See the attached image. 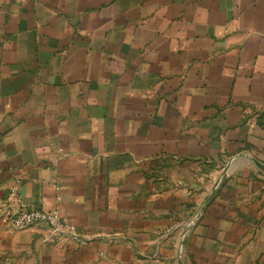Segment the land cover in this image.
<instances>
[{"label":"crops","instance_id":"obj_1","mask_svg":"<svg viewBox=\"0 0 264 264\" xmlns=\"http://www.w3.org/2000/svg\"><path fill=\"white\" fill-rule=\"evenodd\" d=\"M264 0H0V264H264Z\"/></svg>","mask_w":264,"mask_h":264},{"label":"built area","instance_id":"obj_2","mask_svg":"<svg viewBox=\"0 0 264 264\" xmlns=\"http://www.w3.org/2000/svg\"><path fill=\"white\" fill-rule=\"evenodd\" d=\"M0 221L11 229H21L44 223L55 233L72 232L73 227L63 222L56 209L45 212L34 206L21 203H0Z\"/></svg>","mask_w":264,"mask_h":264},{"label":"water","instance_id":"obj_3","mask_svg":"<svg viewBox=\"0 0 264 264\" xmlns=\"http://www.w3.org/2000/svg\"><path fill=\"white\" fill-rule=\"evenodd\" d=\"M255 163H256V165H257L260 169H262V170L264 171V166H263L261 163H259V162L256 161V160H255Z\"/></svg>","mask_w":264,"mask_h":264}]
</instances>
